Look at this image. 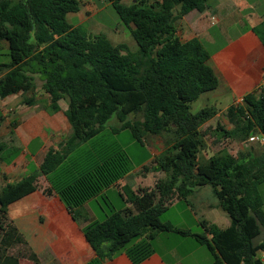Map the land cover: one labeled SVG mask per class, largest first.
Masks as SVG:
<instances>
[{"label":"trees","instance_id":"16d2710c","mask_svg":"<svg viewBox=\"0 0 264 264\" xmlns=\"http://www.w3.org/2000/svg\"><path fill=\"white\" fill-rule=\"evenodd\" d=\"M131 29L138 50L114 45L106 35L90 38L75 27L68 14L81 10L80 0H0V42L9 44L10 62L0 64V98L32 93L36 77L51 113L65 112L71 132L45 156L40 169L0 192V220L9 207L39 189L45 176L46 195L56 194L75 220L88 222L83 207L103 195L132 172L130 158L118 144L98 140L113 116L119 130H130L142 142L149 136L170 137L155 159L154 169L166 179L152 192L125 188L131 209H114L103 221H93L83 232L96 257L88 264H105L124 250L133 264L154 252L152 241L161 233L194 238L205 246L214 264H264V156L226 149L201 157L207 148L201 128L217 111L197 113L191 104L219 87L210 66V53L198 38L182 42L178 22L194 10L215 7L216 0H104ZM264 45V22L253 28ZM245 103L227 110L233 128L216 129L217 139L246 143L264 133V85L247 94ZM25 103L36 104L34 97ZM141 114L142 120L130 117ZM146 169V168H145ZM210 186L231 219L222 229L201 222L202 233L181 230L161 221L175 199L188 202L199 189Z\"/></svg>","mask_w":264,"mask_h":264},{"label":"crops","instance_id":"0c3cea01","mask_svg":"<svg viewBox=\"0 0 264 264\" xmlns=\"http://www.w3.org/2000/svg\"><path fill=\"white\" fill-rule=\"evenodd\" d=\"M80 1L81 10L68 14V21L75 27L86 28L90 38L104 34L110 40L111 37L106 34L109 30L106 18H110L108 11L111 4L104 0ZM257 4V0H216L214 8L203 12L194 10L177 24V35L182 42L200 39L210 53L209 64L220 81L216 90L200 97L212 103L209 107L217 111L201 131L205 139L211 134L214 140L222 142L221 150L226 149L236 158L248 153L255 157L264 156V149L250 150L244 142L216 137L219 125L227 130L233 128L226 115L227 110L237 100L260 90L264 85V45L253 31L254 27L264 22V10L256 13L253 8ZM111 33L112 38L121 34L118 30ZM0 44L4 45V51H9L8 42L2 41ZM28 95L20 93L0 98V192L7 184L18 183L37 172L46 154L51 149H57L71 132V124L65 114L68 107L63 108L60 102V111L51 113L46 109L45 101L42 102V97H37L35 105H27L25 101ZM139 171L141 169L131 172L103 192V197L117 191L125 203V209L137 213L127 201L125 188L138 193L136 186L139 188L148 178L138 177ZM38 183L37 191L13 203L0 220V264H88L96 254L85 237L83 227L90 222L100 221L91 207L97 198L82 209L88 222L77 221L56 194L44 193L49 187L45 176H40ZM260 193L264 199V182L260 186ZM210 195L217 200L210 201ZM189 199H194V207L189 206L185 210L189 212L193 209L196 221L206 218L207 213L216 212L215 219L206 222L222 229L231 226L230 217L221 208L210 186L199 189ZM181 203L175 199L169 208H177ZM196 205L200 206L199 215L195 210ZM174 226L192 232L183 224ZM261 237L264 240V230ZM152 246L153 254L141 264H214L209 250L192 237L164 232L152 241ZM105 264L133 262L122 250L106 260Z\"/></svg>","mask_w":264,"mask_h":264},{"label":"rangeland","instance_id":"374dc122","mask_svg":"<svg viewBox=\"0 0 264 264\" xmlns=\"http://www.w3.org/2000/svg\"><path fill=\"white\" fill-rule=\"evenodd\" d=\"M259 4H257L256 7L253 9L256 13L264 10V0H257ZM252 10H249L248 12H251ZM111 15L110 18H106L107 20V35L109 36L110 40L115 44L124 43L129 46V48L136 52L138 50V45L136 41L134 40L131 29L126 27L119 16L117 15L116 11L110 7L108 11ZM107 15V13L105 14ZM69 20V18H68ZM73 23L76 22L72 19ZM118 30L121 34L118 35L116 38H112L111 31ZM222 43V42H221ZM5 47L3 44H0V62L5 63L7 61H10V58L8 56V51H4ZM36 88L32 93H29L28 98L34 97L37 99V97H42L43 101L46 102L47 99L45 97L47 96L42 88V81L39 79V77H36L35 80ZM41 93V94H40ZM210 105H213L212 103H207L205 99H199L196 102L191 104V111L193 113H197L201 111L204 108L209 107ZM63 108L68 107V103L66 101H62ZM223 108L222 106H220ZM131 121L136 120H142V115L137 114L130 117ZM120 126L119 121L117 120L116 116H113L111 120L108 122V124L105 127V130L101 136H99L97 139H103V141L107 143H115L120 145L127 153V155L130 158L131 163V169L132 172L139 171L140 176H147V180L142 182L139 185V188L136 186L138 190H147L148 192H152L156 188V184L166 179V174L164 172H158L154 169L155 167V159L156 157L163 152L168 144V141L170 140V137L167 135L163 136H149L143 140L142 142H139L136 140L130 130H124V131H118L115 133V130L118 129ZM214 137L210 134L206 136V142H207V148L204 152H202L201 157L202 158H209L212 155L216 154L221 150L223 145L222 142H217L213 139ZM251 150H261L264 149L263 144H253L247 145V148ZM234 151V150H233ZM154 152V153H153ZM155 154V156H154ZM146 168V169H145ZM133 184L135 185L134 180ZM191 198V197H190ZM207 198V197H206ZM208 199L210 201L217 200L213 196H208ZM194 199H189L188 203L186 201H182L181 205L177 208L171 207L169 208L165 213L161 216V221L164 223L171 222L173 225H181L183 224L184 227H189L192 230V233L199 234L202 233L203 229L201 227V222L206 220L215 219V215H217L216 212H210L205 215L206 218H201L200 222L196 221L195 213L193 212V209L189 210L187 212L185 209L189 208V206H193ZM91 207L93 211L95 212L96 216L100 221H103L107 215L111 214L114 209L116 210H122L125 209V203L122 201V199L119 196V193L117 191H112L108 196H100L96 200L93 201L91 204ZM196 212H198L200 206H195ZM200 217L201 214H200ZM208 222V221H207Z\"/></svg>","mask_w":264,"mask_h":264},{"label":"built area","instance_id":"2783aa9c","mask_svg":"<svg viewBox=\"0 0 264 264\" xmlns=\"http://www.w3.org/2000/svg\"><path fill=\"white\" fill-rule=\"evenodd\" d=\"M245 103L244 97L237 100L234 105L238 108ZM253 145V144H263L264 145V133L254 134L251 135L246 142V145Z\"/></svg>","mask_w":264,"mask_h":264}]
</instances>
